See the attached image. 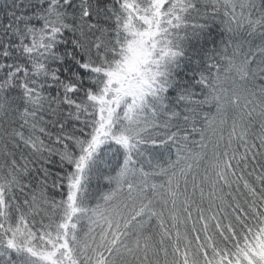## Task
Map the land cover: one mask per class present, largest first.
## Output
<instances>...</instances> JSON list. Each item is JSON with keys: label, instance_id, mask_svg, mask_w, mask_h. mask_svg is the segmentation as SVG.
Returning a JSON list of instances; mask_svg holds the SVG:
<instances>
[{"label": "snow or ice", "instance_id": "snow-or-ice-1", "mask_svg": "<svg viewBox=\"0 0 264 264\" xmlns=\"http://www.w3.org/2000/svg\"><path fill=\"white\" fill-rule=\"evenodd\" d=\"M0 264H264V0H0Z\"/></svg>", "mask_w": 264, "mask_h": 264}]
</instances>
